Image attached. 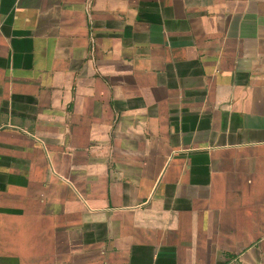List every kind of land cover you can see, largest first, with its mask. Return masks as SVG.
I'll use <instances>...</instances> for the list:
<instances>
[{"label":"crops","instance_id":"obj_1","mask_svg":"<svg viewBox=\"0 0 264 264\" xmlns=\"http://www.w3.org/2000/svg\"><path fill=\"white\" fill-rule=\"evenodd\" d=\"M0 264H264V0H0Z\"/></svg>","mask_w":264,"mask_h":264}]
</instances>
